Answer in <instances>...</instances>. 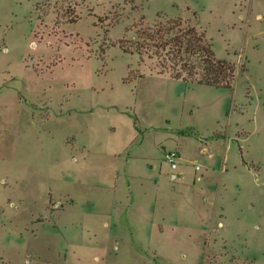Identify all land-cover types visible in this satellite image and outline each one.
I'll return each instance as SVG.
<instances>
[{"label": "rangeland", "instance_id": "rangeland-1", "mask_svg": "<svg viewBox=\"0 0 264 264\" xmlns=\"http://www.w3.org/2000/svg\"><path fill=\"white\" fill-rule=\"evenodd\" d=\"M178 16L231 87L120 45ZM0 264H264V0H0Z\"/></svg>", "mask_w": 264, "mask_h": 264}, {"label": "trees", "instance_id": "trees-1", "mask_svg": "<svg viewBox=\"0 0 264 264\" xmlns=\"http://www.w3.org/2000/svg\"><path fill=\"white\" fill-rule=\"evenodd\" d=\"M133 26L135 32L129 45L122 41L120 45L127 51L155 58L160 72L169 71L192 83L231 87L236 64L217 58L206 31L189 18H168L152 26H143L140 21Z\"/></svg>", "mask_w": 264, "mask_h": 264}, {"label": "built area", "instance_id": "built-area-1", "mask_svg": "<svg viewBox=\"0 0 264 264\" xmlns=\"http://www.w3.org/2000/svg\"><path fill=\"white\" fill-rule=\"evenodd\" d=\"M164 160L171 169H176L179 166L180 154L176 150H167L164 153ZM196 168H199V165H196Z\"/></svg>", "mask_w": 264, "mask_h": 264}, {"label": "water", "instance_id": "water-1", "mask_svg": "<svg viewBox=\"0 0 264 264\" xmlns=\"http://www.w3.org/2000/svg\"><path fill=\"white\" fill-rule=\"evenodd\" d=\"M175 176V173H171V177Z\"/></svg>", "mask_w": 264, "mask_h": 264}]
</instances>
